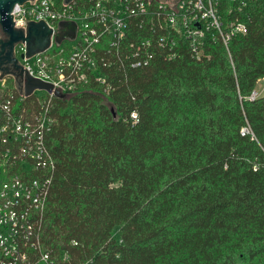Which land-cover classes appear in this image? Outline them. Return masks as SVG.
<instances>
[{
    "label": "trees",
    "instance_id": "trees-1",
    "mask_svg": "<svg viewBox=\"0 0 264 264\" xmlns=\"http://www.w3.org/2000/svg\"><path fill=\"white\" fill-rule=\"evenodd\" d=\"M241 1L219 0L224 32L248 28L227 44L214 27L193 47L134 26L130 39H153L147 65L109 94L54 98L42 241L55 264H264V95L251 99L264 0Z\"/></svg>",
    "mask_w": 264,
    "mask_h": 264
},
{
    "label": "built area",
    "instance_id": "built-area-1",
    "mask_svg": "<svg viewBox=\"0 0 264 264\" xmlns=\"http://www.w3.org/2000/svg\"><path fill=\"white\" fill-rule=\"evenodd\" d=\"M12 13L16 29L27 32L33 21H44L52 29L45 50L28 55L27 42L20 41L14 53L24 74L52 84L66 96L92 84L109 94L115 89L112 78L148 64L154 54L149 51L153 39H130L134 26L151 34L166 32L158 42L161 45L168 40L175 46L184 36L193 47L202 45L205 32L213 27L225 44L248 30L236 19L228 24L229 31H223L219 0H27L15 4ZM61 21L77 23L74 39L56 41ZM1 75L0 71V175L4 178L0 180V264H55L43 245L42 231L56 169L48 144L56 96L40 89L27 96L15 75ZM11 77L13 86L8 84ZM259 95L255 89L251 99ZM132 118L138 120L137 113ZM241 134L253 135L251 126L245 125Z\"/></svg>",
    "mask_w": 264,
    "mask_h": 264
},
{
    "label": "water",
    "instance_id": "water-1",
    "mask_svg": "<svg viewBox=\"0 0 264 264\" xmlns=\"http://www.w3.org/2000/svg\"><path fill=\"white\" fill-rule=\"evenodd\" d=\"M27 0H0V71L2 77L6 74H13L17 77L19 83L22 84L27 96L31 95L34 90H46L54 92L57 98H64L66 95L54 90L53 85L45 83L39 79H35L24 74L18 59H14L15 44L20 41H26L28 44V55H32L38 51L45 50L50 42L52 29L44 22H30L27 32L14 27V15L12 13L15 4H22ZM77 23L75 21H61L56 31V41L61 43L66 39H74L76 36ZM13 60L15 62V70L9 71L5 63ZM113 114L116 115L114 109Z\"/></svg>",
    "mask_w": 264,
    "mask_h": 264
},
{
    "label": "rangeland",
    "instance_id": "rangeland-1",
    "mask_svg": "<svg viewBox=\"0 0 264 264\" xmlns=\"http://www.w3.org/2000/svg\"><path fill=\"white\" fill-rule=\"evenodd\" d=\"M8 84H9V86H13V84H14V78L13 77L8 79ZM256 90L259 91V94H260L259 96H263L264 95V81L263 80H260L258 82ZM3 179H4L3 176L0 175V180H3Z\"/></svg>",
    "mask_w": 264,
    "mask_h": 264
},
{
    "label": "flooded vegetation",
    "instance_id": "flooded-vegetation-1",
    "mask_svg": "<svg viewBox=\"0 0 264 264\" xmlns=\"http://www.w3.org/2000/svg\"><path fill=\"white\" fill-rule=\"evenodd\" d=\"M0 35L3 36L1 34V32H0ZM13 57H14V59L16 58V60H17V56L15 55V53H14ZM5 66L8 68L9 71H14L16 65H15V62L13 60H11V61L5 63Z\"/></svg>",
    "mask_w": 264,
    "mask_h": 264
}]
</instances>
